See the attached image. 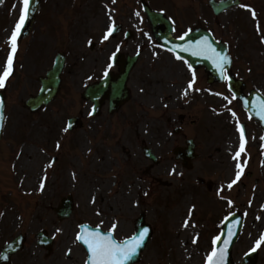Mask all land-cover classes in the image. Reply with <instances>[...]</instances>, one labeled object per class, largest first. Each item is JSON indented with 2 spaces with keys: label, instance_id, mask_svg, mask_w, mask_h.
Instances as JSON below:
<instances>
[{
  "label": "rangeland",
  "instance_id": "1",
  "mask_svg": "<svg viewBox=\"0 0 264 264\" xmlns=\"http://www.w3.org/2000/svg\"><path fill=\"white\" fill-rule=\"evenodd\" d=\"M106 2L46 0L50 26L40 15L34 33L18 47L13 74L0 88L8 104L0 140V248L23 235L24 248L12 257L11 264H84L85 252L75 239L82 223L111 231L121 242L132 236L135 220L143 214L145 222L154 226V239L138 264H203L219 234L218 223L235 211L243 216L244 225L232 249L233 264H239L243 255L253 249L257 251L256 264H264V241L256 245L264 235V147L259 131L251 125L245 151L238 159L233 158L239 144L232 123L243 120L234 106L220 108L227 101L215 95L193 96V103H210L214 109L182 111L204 127L202 135L195 133L200 156L191 171L183 170L171 156L174 147L184 146V139L173 134L180 111L174 110L176 103L168 90L178 82L173 76L186 71L181 63L166 59L160 51H156L157 63L147 56L139 70H132L128 85L134 108H127L124 120L121 114L109 117L106 103L97 117L88 118L89 105L80 94L90 77L94 82V77L102 74L105 58L113 51L101 44L108 14ZM248 3L247 13L237 10L216 21L203 15L198 23L231 45L238 76L264 90V0ZM22 6L20 0H4L0 5V75L10 52V32L18 23ZM113 19L114 24L147 26L143 15L127 7ZM60 52L66 56L61 88L51 104L31 114L23 103L39 91L37 79L51 68L52 58ZM147 54H151L150 50ZM79 114L82 129L65 131L66 120ZM185 134L191 137L193 130L188 128ZM144 146L161 157L159 163L145 160ZM26 149L38 164L37 188L26 187V169H16ZM98 157H109L110 165L96 164L90 169L89 164ZM238 163L240 179L229 189L227 185L235 180ZM246 172L252 173L250 180ZM197 177L211 181L212 190L199 187ZM99 182L105 185L100 192ZM125 193L131 197L128 205L123 202ZM67 196L72 198V212L69 218L60 220L56 209ZM171 210L181 211L179 222H171ZM11 212L14 219L7 217ZM31 223L37 225L33 230H29ZM40 231L52 239L50 251L37 245L35 235ZM65 234L69 248L62 256Z\"/></svg>",
  "mask_w": 264,
  "mask_h": 264
},
{
  "label": "water",
  "instance_id": "2",
  "mask_svg": "<svg viewBox=\"0 0 264 264\" xmlns=\"http://www.w3.org/2000/svg\"><path fill=\"white\" fill-rule=\"evenodd\" d=\"M36 10H37V1L36 2L31 1L29 16L23 27L21 38L26 36V34H28L30 27L32 25L33 17L36 14ZM149 19L150 22L152 23L151 14H149ZM154 24L156 25L157 23L154 21ZM163 34L164 33L162 34L155 33V36L161 37L163 36ZM205 41L207 43L203 44L202 42ZM170 42H173V40H170ZM192 42H195L196 45H193ZM163 44L175 50L176 54L179 57L185 58L187 61L191 63L192 66L196 68L202 66L205 67V70L210 78H216V75L218 76L222 74L221 70L217 67V65L214 64L212 59L209 58L210 56L213 55V53L211 51H204L202 49H205L207 46L210 45L211 49H213L216 54H219L220 57L226 56V50L223 51V49L218 45H216L207 34L201 32L192 33V35L188 36L186 39L184 38V40L174 42V44L176 45L167 44L166 42H163ZM212 45H215V47L213 48ZM133 62L134 60H131L124 65V69L121 72L120 76L116 78V81H112L111 79L103 81L98 85H96L95 87L91 88V90H87L84 97L85 98L89 97L90 100H93L94 102H98V100L101 97L108 96L111 105H114V107L118 106L119 102L124 100L126 97L125 96L126 92H124L125 81L127 78V73L130 67L133 65ZM228 68H229V64L226 63L223 69L227 70ZM61 69H62V59L61 57L58 56L55 60L53 69L47 73L46 78L41 79L42 87L39 95L36 98L30 99L26 102V106L31 111L38 110L41 106L46 105L48 102H50L52 98L55 96L57 92V86L59 83V74L61 72ZM254 98L255 97L253 96V97H249L247 101L243 100L242 101L243 107L248 112L249 115L254 117L256 122L263 128L264 131V116L261 115V105H264V99H261L257 103L250 101V99L253 100ZM1 115H2V110L0 111V116ZM71 123H72V125L70 126L71 128H77L78 126H80L78 120H72ZM0 125H1V121H0ZM189 153L190 154L187 156L188 159L191 157V149H189ZM70 209H71L70 200L63 201V206L58 210V216L60 218H66L70 212ZM142 221H143L142 218H140L136 224L137 234L135 237L137 238H139L141 232H143V230L141 231L138 230L140 225H142ZM241 226H242V220L240 218H236L235 220L231 218L227 220L223 228L222 235L219 241L215 245V249L217 250V253L219 249L221 248L225 249L224 264H229L231 262L230 251L232 245L237 239V235L240 232ZM83 229L86 230L87 228L84 227ZM90 232L95 233L96 231H90ZM88 234L89 233L87 232L83 233V235L85 236H87ZM37 236L41 239V243L46 241L45 237H42L40 235ZM148 238L149 237L147 232L144 236L143 244L139 249H137L136 254L132 257V259L126 261V264H133L134 262L137 261L138 253L139 251L142 250ZM22 241L23 239L20 237L14 240L12 243L7 244L2 249L0 256V264L3 263L7 264L9 262L10 256L22 249ZM80 242L85 246L86 250L88 251L87 245L84 244L83 241ZM88 253L89 255H88L87 264H89V260L91 257V253L89 251ZM255 256L256 255L253 253L245 256L242 264H254L253 259L255 258Z\"/></svg>",
  "mask_w": 264,
  "mask_h": 264
},
{
  "label": "flooded vegetation",
  "instance_id": "3",
  "mask_svg": "<svg viewBox=\"0 0 264 264\" xmlns=\"http://www.w3.org/2000/svg\"><path fill=\"white\" fill-rule=\"evenodd\" d=\"M44 1V0H42ZM113 1V0H111ZM209 1L210 0H115V7H121V8H130V5L128 2H133L132 10L137 12H142V4L146 3L149 8H151L153 11L159 12L163 14L166 18L171 19L173 23V28L175 32L182 31L188 22V17L199 15H208L211 16V9L209 7ZM216 2H226L227 0H215ZM118 2V4H117ZM235 2V0H234ZM234 2H229V4L225 5L226 10L221 16H227L232 13L237 12V8L241 7V5L246 6L245 2L243 0H239V6L238 7H232ZM110 27H106L105 32L108 33ZM142 29V27L134 28V27H127V26H119V28L113 29V36H109V38L115 40L116 44L119 46V48H122L123 52L125 54L127 53H137L139 55L138 61L140 59L142 60V56L146 52V50L151 49L153 45H148L149 42H147V39L149 37V27L148 31H144L143 33L146 34L143 35L138 30ZM132 31L131 38L129 40H125V33L126 31ZM135 32H134V31ZM144 43V44H143ZM145 45H148L145 47ZM171 55V54H170ZM173 56H170V61L173 60ZM173 77L176 78L178 81L175 84H171L169 87V93L171 94L172 98H175L173 100L177 101L179 104V109H183L185 102V99H187L188 95H192L191 89L188 88L185 80L183 79V74L177 73ZM172 78V77H171ZM264 80V75H263ZM201 82V79H200ZM204 82V79H203ZM214 87H220V90H222L227 97H231V95L226 90V84L221 85H209V90L214 89ZM254 87V84L251 81H245L244 87H243V94L246 95L249 93L252 88ZM194 88V86H193ZM192 88V89H193ZM256 90L258 92L264 93V90L261 89L260 86H255ZM205 89L202 88V92H204ZM185 92L187 94H185ZM213 90H210V93L212 94ZM191 101H193V97L190 98ZM236 106H239V103H235ZM188 107V104H187ZM191 117V116H188ZM178 124L183 125L185 123L186 117L184 115H178ZM188 124L191 126H194V122L192 120H188ZM186 125V124H185ZM247 132V126L245 127Z\"/></svg>",
  "mask_w": 264,
  "mask_h": 264
},
{
  "label": "snow or ice",
  "instance_id": "4",
  "mask_svg": "<svg viewBox=\"0 0 264 264\" xmlns=\"http://www.w3.org/2000/svg\"><path fill=\"white\" fill-rule=\"evenodd\" d=\"M113 2H115V0H113ZM22 3L23 6L20 10L19 21L16 24L15 29L12 31L10 39L8 40L10 52L8 53L6 64L3 66V73L2 75H0V88L5 87V82L13 74V59L18 50L17 38L19 37L21 30L26 20L28 19L30 0H22ZM241 7L245 6L241 5ZM253 16H255V12H253ZM112 30V28H109L108 33L104 36L103 39L107 40L108 37L111 35ZM202 43L206 44L207 42L205 41ZM202 50L211 51L213 53V55L209 58L212 59L213 63L216 64L217 67L223 73L224 65L229 62L228 58L226 56L220 57L219 54H216L214 50L211 49L210 45ZM109 67H111V65H109ZM194 83L195 74H193L192 80L189 81L188 88L192 89ZM185 94L187 93L185 92ZM233 115L235 114L233 113ZM261 115L264 116V105H261ZM65 131H67V129H65ZM237 131L240 134V143L239 150L235 153L233 157L234 159H238L241 153L245 151L246 144L244 128L238 124ZM57 147H59V145H57ZM236 167L238 170L236 172L235 180H233L227 185L229 189L232 188L233 184H235L241 176V171L239 170L241 168V165L238 163ZM113 227L116 226L113 225ZM57 231L60 230L58 229ZM147 231V229H144L143 232H141L139 238L132 237L131 239L123 241L122 243H117L113 239L111 231L105 234H101L100 232L89 233L87 236L83 234H78L75 239L77 241H83V243L87 245L88 251L91 253L89 264H126V261L131 260L132 257L136 254L137 249H139L143 244L144 236ZM262 241H264V235H262L260 239L256 241V245L260 246ZM213 243H215V240L213 241ZM253 251H255V249H253ZM224 253L225 249L223 248L219 249L218 253L216 249H213L212 255L208 257L209 264H224Z\"/></svg>",
  "mask_w": 264,
  "mask_h": 264
},
{
  "label": "bare ground",
  "instance_id": "5",
  "mask_svg": "<svg viewBox=\"0 0 264 264\" xmlns=\"http://www.w3.org/2000/svg\"><path fill=\"white\" fill-rule=\"evenodd\" d=\"M139 133V131H137ZM71 163L73 162V160L70 161ZM110 159L109 157H98L96 158L93 162H91L89 164V167L90 169H92L96 164H99L100 166H106V165H110ZM17 169V172H19V170H22V169H26L28 171V174L25 176L26 179H25V185L26 187H35L37 188V185L39 183V177L37 175V169H38V164L36 162V160H32L31 159V151L29 149H26L25 150V154L22 156V160L20 161V163L18 164V167L16 168ZM15 177H16V173H15ZM134 183V181H133ZM99 187L98 188V192L102 191V189L105 187L104 183L102 182H99ZM135 185V183H134ZM98 186V185H97ZM130 195L129 193H125V196L123 197V202L128 205L129 202H130ZM124 204V205H125ZM125 205V207H127ZM185 207L184 208H187L188 206L184 205ZM180 212L179 210L175 211V210H171L169 212V217H171V222H179L182 217L180 215ZM8 218H11V219H14L15 218V215L11 212L7 215ZM262 221V220H261ZM37 227L36 224H32L29 226V230H33ZM71 234V233H70ZM67 236L65 234V239L63 240V243L61 245V249H60V254L63 256L66 254L67 252V249L69 248L68 246V239H66ZM74 253H70V256H72Z\"/></svg>",
  "mask_w": 264,
  "mask_h": 264
}]
</instances>
